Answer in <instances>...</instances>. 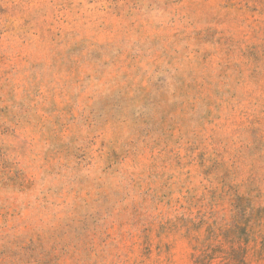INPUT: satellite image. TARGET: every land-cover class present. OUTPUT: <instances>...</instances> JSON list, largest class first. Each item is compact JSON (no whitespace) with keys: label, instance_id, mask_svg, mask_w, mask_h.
<instances>
[{"label":"rangeland","instance_id":"1","mask_svg":"<svg viewBox=\"0 0 264 264\" xmlns=\"http://www.w3.org/2000/svg\"><path fill=\"white\" fill-rule=\"evenodd\" d=\"M0 264H264V0H0Z\"/></svg>","mask_w":264,"mask_h":264}]
</instances>
